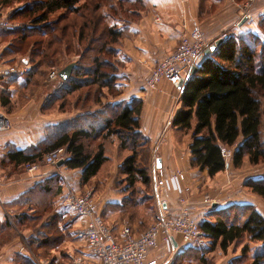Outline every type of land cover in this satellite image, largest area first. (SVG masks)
Instances as JSON below:
<instances>
[{"label":"trees","instance_id":"obj_1","mask_svg":"<svg viewBox=\"0 0 264 264\" xmlns=\"http://www.w3.org/2000/svg\"><path fill=\"white\" fill-rule=\"evenodd\" d=\"M110 1L0 0V10H14L7 16L12 27L5 30L15 29L16 21H24L18 24L23 33L14 32L18 46L14 54L28 51L30 55V61L21 59L23 67L31 64L30 70L24 78H13L11 82H19L24 89L34 84L38 76H45L62 55L71 56L78 51L80 56L71 77L61 80L60 86L49 95V104L42 109L49 112L57 105L56 111L66 114L77 111L79 116L47 128L43 143L25 152H13L9 160L15 167L39 164L45 155L62 148L64 166L81 170L82 184L88 185L109 171L116 142L120 165L115 189L123 200L115 208L122 218L136 226L137 233H142L149 218L153 222L157 218L155 205L154 209L146 207L148 200H152L146 190L151 186L152 173L151 146L140 133L143 101L134 99L130 104L102 101L106 93L114 96L124 91L119 83L117 59L125 33L118 21L113 23L122 0H113V4ZM262 21L264 27V17ZM262 26L259 35L264 36ZM259 35L250 32L227 35L211 54L203 55L197 74L184 87L183 107L172 121L173 127L181 132V141L185 137L192 139L191 167L206 171L210 178L227 169L223 148L234 150L231 165L235 169H241L246 161L252 166L264 164V41ZM9 87L1 86L0 100L2 108L11 114L14 108ZM245 187L264 201V176L248 180ZM63 194V180L58 174L30 192L27 201L36 212V220L29 225L33 235L26 238L30 254L18 255L16 264H39L40 254L49 259V264H64L69 259L65 251L59 260L54 255L74 237L71 220L59 210ZM49 197L51 200L46 204ZM42 214L48 215L45 220ZM211 217L200 224L210 246L203 249L189 246L171 264L192 261L203 264L209 255L218 251L227 254L232 246L242 249L240 257L230 264H264V217L255 206L234 204L222 211L213 210ZM27 219L17 216V227Z\"/></svg>","mask_w":264,"mask_h":264},{"label":"crops","instance_id":"obj_2","mask_svg":"<svg viewBox=\"0 0 264 264\" xmlns=\"http://www.w3.org/2000/svg\"><path fill=\"white\" fill-rule=\"evenodd\" d=\"M242 3L241 0H122L121 6L116 10L117 16L113 19L115 21L112 20L113 23L118 21V26L124 29L125 33L118 47V59L123 68L120 69L118 76L124 91L108 103L130 104L134 99L143 101L140 133L149 140L151 161L156 165L160 162V168L165 172L166 178L176 171L184 173L185 181L178 186L182 191L184 188L187 190L180 193L174 185H165L160 194H154L157 206L160 208L163 204V209L171 215L185 208L200 224L211 220L212 211L206 213L202 203L203 197H200L198 192L204 190L206 186L212 191L217 187L214 185L220 183L223 184L220 185L221 187H226V192L225 194L221 192V196L214 199L217 202L215 209L222 211L234 204H247L255 206L264 217V201L245 187L248 180L259 179L264 176V172L251 170L248 176L244 170L248 168V163L242 170L230 166L216 177L210 178L206 171L192 168L190 151L192 139L185 137L181 141L180 130L172 125L176 114L183 107L182 92L167 81H162L156 89L149 90L147 81L161 59L166 54L176 51L182 36L188 34L194 27H200L205 32L208 42L211 43L210 46L221 37L239 35L251 27L248 21L241 25ZM262 3L260 1L252 6L251 11L256 19H260L259 17L264 14ZM5 10L8 13L14 11L12 8ZM254 25L255 23L252 26ZM19 27L20 25L17 24L13 30H0V43L2 36L23 33ZM14 37V41L2 47L0 56L9 51L14 54L15 47H18L17 36ZM7 67L0 59V90L2 78L8 75ZM24 68L30 70L31 65L26 64ZM41 108L42 104L29 102L19 111L8 114L12 128L8 132L0 133V264H16L18 255L28 257L30 254L26 238L32 237L33 229L29 225L36 220V212L27 201L32 190L47 182L58 172L63 174L68 186L78 194H85L84 192L95 186L94 182L88 185L82 184L81 170H69L65 166L55 168L39 163L35 172H28L26 165L15 167L11 164L9 154L25 152L39 146L47 139V128L73 119L69 114L43 115ZM3 110L0 100V113H4ZM117 157L118 148L115 142L113 164L102 178H97L101 190H96L95 194L98 212L109 225L118 226L116 233L119 232L121 214L115 207L120 206L123 200L114 188L120 165ZM228 171L231 172L232 177L228 176ZM180 196L186 198L187 204L184 207L179 203ZM50 200V197L47 198L46 204H49ZM156 209L158 215L160 210ZM59 210L66 219L71 220V231L86 222V219H77L70 212L62 209L60 204ZM54 211L57 212L56 200ZM17 216L28 218L20 228L15 222ZM42 216L45 220L48 215L42 214ZM134 227L136 228L135 225ZM173 245L175 256L183 254L187 249L178 237ZM83 248L84 243L72 237L63 243L61 249H57L54 255L59 260L62 251L68 254L73 251L80 252ZM241 249L242 247L236 249L232 246L227 254L221 251L218 253L227 259L225 264H230L232 260L240 257ZM158 253L166 254V248L163 246ZM39 264H49V259L40 254Z\"/></svg>","mask_w":264,"mask_h":264},{"label":"built area","instance_id":"obj_3","mask_svg":"<svg viewBox=\"0 0 264 264\" xmlns=\"http://www.w3.org/2000/svg\"><path fill=\"white\" fill-rule=\"evenodd\" d=\"M257 0H249L243 6L242 19H252L251 8ZM10 19L0 13V30L11 28ZM221 37V39H224ZM205 32L200 27H194L188 34L180 39L176 51L166 54L151 72L147 81V87L151 90L157 88L162 81L169 82L175 89L181 91L193 78L192 70L198 68L205 50L210 46ZM29 68L19 71L24 76ZM57 74L52 73V77ZM9 119L0 113V133L11 130ZM234 150L222 149V156L230 167ZM65 161V150L58 149L45 155L42 164L49 167H57V164ZM39 164L26 165L28 172H35ZM154 193L160 194L165 185H174L181 192L179 183L185 181V175L181 171L166 178L163 169L154 164ZM63 180L65 193L61 196L60 206L70 212L77 219H86V222L74 230V237L84 243L80 252H69L68 260L64 264H169L175 257L174 242L178 237L186 246L198 249L209 246V238L200 227L197 219L185 208L180 209L175 215L169 214L160 205V213L156 220L142 233L135 232L130 222L120 224L119 232L110 226L98 212L97 200L93 190L85 194L74 192L66 182L62 173H57ZM204 205L206 213L213 211L217 203L214 199L206 197ZM179 203L186 206L184 196H180ZM166 248V254H159L162 247Z\"/></svg>","mask_w":264,"mask_h":264},{"label":"rangeland","instance_id":"obj_4","mask_svg":"<svg viewBox=\"0 0 264 264\" xmlns=\"http://www.w3.org/2000/svg\"><path fill=\"white\" fill-rule=\"evenodd\" d=\"M241 1L243 2L242 3V7L249 2V0H241ZM260 1L263 2L262 4H264V0H257L252 6H254L257 2H260ZM82 2H84V0H82ZM110 2H111V4L114 3L113 0H111ZM251 10H252V8H251ZM0 12H2V13L4 12L3 15L6 14V16L11 15L5 9H1ZM242 13H243V11H242ZM251 15H252V19L248 21L250 23L251 27L247 28L246 31H244L243 33L250 32V33H253L255 35H259V33L261 32L260 26H262V22H263L262 20H263L264 14L259 17L260 19H256L253 16L252 11H251ZM19 22H24V21H20V20L16 21V23H18V24H19ZM256 22H257V24H256ZM254 23H255V25L252 26ZM262 28H264V27L262 26ZM14 36L15 35H6V36H2L1 37L2 39H1V43H0V51H2V47L4 45L9 44L12 41H14V39H15ZM259 36H261V40L264 41V36L262 34L259 35ZM36 38H38V37H36ZM12 48H14V46H12ZM27 52L25 54H24V52L22 54H12V52L9 51L7 54L5 53V54L0 56L1 63H4L6 66H8L7 67V69H8V73L7 74L8 75H7V77H5V78L3 77L2 78L1 86H4V87L10 86L9 90L12 93L11 102H12V105H13V108H14L13 113L19 111L21 108L26 106L29 102L30 103L31 102H33V103L36 102L38 104H42L41 113L43 115H46V116H49V115L52 116V115H55V114H63V115H65L66 113H60L59 111H56L57 109L55 110L57 105L54 106L52 110H49V112H43L42 109H43V106L49 104V102L47 100L49 95L52 92H54V90L56 88H58L60 86V84H61V79L59 78V73L63 69H65L67 66H69L71 64H76L79 61V59H80L79 52L75 51L74 54L71 55V56L70 55L66 56L65 54L62 55L61 58L58 59V61L56 63V66H54L52 68H49V70L46 71L45 76H43V77L38 76V80L36 82H34V84H31L28 87L23 89L19 82L14 83V82H11V81H12L13 78L21 79L23 77V76L18 75V73H19L20 70L23 69V65H22V60L21 59L28 58L29 61H30V55L27 54ZM88 58H89V56H88ZM117 60L119 61V59H117ZM111 61H113L112 58H111ZM117 66H118L119 70L123 69L121 64H117ZM13 71H15V72H13ZM52 73H56L57 75L55 77H52L51 76ZM149 90H151V89H149ZM118 91H120V90H118ZM118 96H120V95L116 94V95L113 96V95H111L109 93H106V96L103 97L102 101H103L104 104H107V102L112 101V99H114L115 97H118ZM96 110H98V109H96ZM3 111H4V113H3L4 116L9 119V116H8L9 113H7L5 110H3ZM79 114L80 113L75 111L73 113H70L69 115H72V118H77V116H79ZM9 122H10V125L12 127V122L10 121V119H9ZM154 164H155V162L151 161V163L149 165V167H151V173H152V175H151L152 177L151 178H152V180H151V186L147 187L146 190H147V193L148 192L151 193L152 200H150V199L148 200L149 202L147 203L146 207L147 208L151 207V209H154L152 206L155 205V208H158L161 211V209L157 206V203H156V200H155V195H154L155 193H153V190H154V185H153V181H154V177L153 176H154V174H153V170H155L154 169ZM246 165H248L247 161L245 162L243 167H245ZM230 166H232V165H230ZM242 168H241V170H242ZM244 170H245L246 173H248V172L251 173L250 172L251 170H255V171L263 170V172H264V164H261L260 167H254L251 164H249L248 168H244ZM227 173H228L229 177H232L230 171H228ZM249 173H248V176H250ZM233 176H235V175H233ZM116 178H117V176H116ZM92 182H94L95 186H92L91 189H89L87 191L93 190L94 194H96L97 193L96 190L97 191L101 190L100 189V185L97 182V178L93 179ZM203 184H204V182H203ZM115 185H116V180L114 182V188H115ZM220 185H223V184L220 183V184H217V185L215 184L214 185V186H217L216 189L214 188L215 191H214V189L211 191L206 186V188L204 187V190H200L198 192L200 197H203V199H202L203 205H207L204 202L206 197H210L212 199H217V198H219L221 196V192H223L225 194L226 187L225 186L221 187ZM139 186H142V185H139ZM86 192H84V193H86ZM156 214H157V211H156ZM123 222H130L131 223L130 220L124 219L121 216V219H120L118 225H120ZM152 223H153V221H151L150 218H149L147 226L149 227ZM114 228H115V230H117L118 226L116 225ZM133 228L135 229V232H137V229L134 226H133ZM75 252L77 253V251H75ZM72 253H74V251ZM223 259L224 258H223V256L221 254H219L218 252H215V253L209 255L208 257H206L205 260L202 263L203 264H225L227 259H224V260ZM248 262L250 263L251 260H248ZM189 264H199V263H198V261H192V262H189Z\"/></svg>","mask_w":264,"mask_h":264},{"label":"water","instance_id":"obj_5","mask_svg":"<svg viewBox=\"0 0 264 264\" xmlns=\"http://www.w3.org/2000/svg\"><path fill=\"white\" fill-rule=\"evenodd\" d=\"M247 21V18L244 17L241 21V25L244 24L245 22ZM225 40L224 39H219L217 40L214 44H212L211 46H209L205 52H204V55H209L211 54L217 47H219L223 41ZM75 68V64H71L69 66H67L65 69H63L60 73H59V78L62 80V81H67L71 75H72V71L73 69ZM197 71H198V68H194L192 70V75H196L197 74ZM184 91V88L181 89V92L183 93ZM65 165V161H61L57 164L58 167H62ZM158 168H160V162H158V165H157ZM213 208H217V205H214Z\"/></svg>","mask_w":264,"mask_h":264}]
</instances>
